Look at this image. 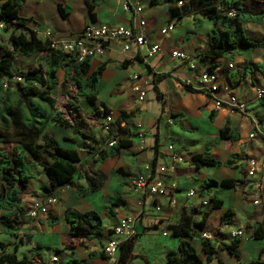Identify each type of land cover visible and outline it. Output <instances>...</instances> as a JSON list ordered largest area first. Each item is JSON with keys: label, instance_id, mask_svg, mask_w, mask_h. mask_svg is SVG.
Listing matches in <instances>:
<instances>
[{"label": "crops", "instance_id": "0c3cea01", "mask_svg": "<svg viewBox=\"0 0 264 264\" xmlns=\"http://www.w3.org/2000/svg\"><path fill=\"white\" fill-rule=\"evenodd\" d=\"M6 1L13 0H0V13ZM57 1L63 7L69 8L70 12L65 19H61L57 12V17L52 19L49 26H43V30H51L58 38H73L69 37L72 33L71 25L77 26V34L89 22L109 26H132L131 15L121 11V0H98L92 11L94 21L86 8L87 0ZM133 1L139 5V17L145 22L142 33L148 44L159 46L161 54L146 58L140 55L134 46H131L128 52H122L118 43H111L103 56L90 59L89 74L99 67L103 68L94 104L90 105L84 97L76 96L78 111L70 120L72 127L64 128L48 122L40 136L52 139L59 148L78 153L80 162L73 183L56 192L57 203L50 208L46 216L31 219L27 216L28 207L34 199L45 195L41 189L48 185V181L42 173L43 165L51 161L45 159L44 163L38 160L27 164L31 178L22 196L21 208L25 213L17 218L21 223L12 230L13 236L5 234L0 225V243L6 245L4 250H0V255L14 254L18 259L26 257L32 264H51L50 259L57 257L58 253L56 255L48 247L52 246L56 252L60 251L55 245L42 244L34 238L39 234L42 236L47 233H61L63 238L59 245L65 240L70 241L71 224L66 222L65 215L67 210H72L79 214L95 212L101 218L102 231L98 238L88 240V248L79 250V247L71 246L68 251L59 253L58 264H68L70 260L82 261L83 264H113L104 255H90L98 254L97 247L100 244L106 245L112 239L111 229L120 218L135 219L133 228L137 240L144 231L154 232L177 225L182 216L190 217L193 228V223H199L203 215L194 214L193 209L203 210L201 202L211 201L212 197H216L221 203L219 208L210 210L206 207L210 212L205 220L204 230L195 232H207L212 236L209 243L214 247L215 254L208 264H218V261L223 264H245L249 261L264 263V240L238 239V247L234 250L238 258L218 249L233 241V231L242 230L245 235H251L252 227L263 222L262 209L251 203V197L254 196L251 184L260 183L264 197V104L255 94L257 87H264V46L239 49L238 52L229 51L224 57L203 60L201 55L209 50L211 44H219V36L226 31L225 28L219 24L214 25L200 13H182L179 9L181 7L177 5L179 0ZM27 2L28 0L18 8V17L25 24V27H19V30L21 29L24 35L27 29L32 30L37 38L43 41L37 32L42 29L36 27L34 22L27 20L20 12ZM217 2L218 11L224 15L230 11L236 12L237 9L252 15L264 12V1L237 0L231 9L226 6L227 0ZM160 7L162 11H159ZM42 10V6L38 4L35 14L38 15L39 22L45 21ZM173 10L179 19L172 18ZM77 11L85 14V22L82 24H78ZM171 22L175 23L173 30L162 36L161 30ZM242 30L248 40L264 44V17L258 24L242 23ZM212 31L214 35L210 38ZM173 50L190 56L195 70H190L185 63L171 59L169 53ZM202 68H211L217 74L220 84L230 86L232 93L246 104L247 111L244 115L227 109L213 110L206 94L198 89L197 72ZM13 69L12 64V71ZM134 73L151 84V87L146 88V98L143 102H138L130 89L129 78ZM63 83L64 72L60 69L57 71L56 87L58 84L62 86ZM103 111L113 118L109 133H105L101 126ZM167 119L171 120V124H167ZM73 127L87 135L90 140L75 135ZM223 128L235 133L237 138L234 141L226 139L216 143L215 140ZM141 131L143 136L140 138L138 133ZM252 133L256 134L255 138L249 137ZM64 138L72 142H64ZM111 138L129 141L130 145L120 149L117 155L98 161L97 151L105 150ZM38 142L42 143L40 139ZM81 143H85L88 148H79ZM169 144L173 145V150L183 158V162L175 165L174 174L169 181L175 185L172 194L177 203L174 207L169 206L166 199L150 197L135 191L132 186V181L138 175L159 177V167L168 164L166 147ZM194 155H202L222 164L230 157L234 158L228 167H196L191 162ZM250 158L257 159L262 164L260 171L253 178L246 177L247 160ZM207 179L218 182L234 180L238 184L235 188L217 187L209 195H202V186ZM90 184L95 187L93 192L90 190ZM188 191H193L194 196L186 198ZM114 197L123 200L124 204L111 205L110 199ZM153 204H159L161 212L155 213L152 210ZM165 232V237L171 236L169 229ZM177 239L172 249L164 250L165 261L168 252L178 250L181 239ZM186 241L191 242L190 238ZM67 244L68 242L63 246ZM191 246L201 260L200 264H207L201 257L200 240L191 242ZM132 255L127 264H151L145 257L136 254L134 248Z\"/></svg>", "mask_w": 264, "mask_h": 264}, {"label": "trees", "instance_id": "16d2710c", "mask_svg": "<svg viewBox=\"0 0 264 264\" xmlns=\"http://www.w3.org/2000/svg\"><path fill=\"white\" fill-rule=\"evenodd\" d=\"M25 1L26 0H13L4 3L2 12L0 13V20H3L7 24L6 27L12 25L25 27L23 21L18 17V8L21 7ZM217 1L218 0H198L201 6L199 13L214 25L219 24L226 29V31L219 36V44H211L209 50L201 55L203 60H214L224 57L229 51L238 52L239 49H255L264 46L263 43H256L248 40L244 36L242 30V23H260L264 17L263 11L252 15L237 9L236 12L232 11L234 13L233 17H228L218 11ZM97 2L98 0L86 2V8L92 21H94L92 11ZM236 2L237 0H227V8L231 9L232 5ZM56 8L61 19H65L70 12L69 8L63 7V5L59 3ZM176 15L177 13L174 10L171 11L172 18L176 17L179 19L180 17ZM27 34L28 36L24 34L18 36L11 34L8 38V42L12 45L13 50H17L21 56L31 57L35 54L44 53V71L40 72L37 68L27 70L22 76L24 84L15 85V90L10 94H2L0 88V94H2L3 97L1 99L2 106L0 107V122L2 123V129L4 131V133H0V145L6 144L11 140L15 143L14 152L10 157L4 152H0V174L3 182V185L0 186V210L4 211V214L0 217V225L4 228L5 234L10 236L14 235L11 223L14 219H17L19 215L25 213L21 208L22 196L31 178L29 166L24 161L25 156H28L32 162H37L43 154L45 159L51 161L49 164L43 165L42 171L47 178L48 185L41 190L48 196H55L59 189L71 185L74 176L78 172L77 165L80 162V158L76 151L59 148L52 139L40 137L48 122H53L64 128L72 127L71 122L61 117L57 112L55 108L56 101L51 97L54 95L57 85V71L61 69L64 72V83L62 87H65L68 82H72L76 96L84 97L88 104L93 105L97 95L98 80L103 70L102 67H99L96 71L89 74V58L85 59L82 63H74L67 55L52 51L46 41H41L37 38L34 31L27 29ZM213 35L214 32L212 31L210 33V38H212ZM11 56L12 53L10 51L0 46V80L13 77ZM14 97L17 98L15 101H13ZM261 103L264 104V99L261 100ZM10 128L13 129L15 133L14 139L9 136ZM73 132L84 140H90L87 135H84L75 127H73ZM236 138L237 135L235 133L229 132L227 128H223L215 141L216 143L226 139L234 141ZM39 139L43 145L37 143ZM63 140L67 143L72 142V140L67 138ZM93 144L96 145V143ZM129 145V141L117 139L113 147H107L105 150L97 151V160L103 161L105 158L113 157L119 153L120 149L128 148ZM37 146H39L40 150L36 149ZM79 148L87 149L88 146L85 143H81ZM233 158V156L230 157L222 164L214 159L205 158L202 155H194L191 158V162L196 167L202 165L220 168L222 166H230L231 159ZM237 184L238 183L234 180H221L218 182L213 179H207L203 183L201 194L209 195L212 190L217 187L235 188ZM90 190L92 192L95 190L92 184H90ZM79 191L80 190H78V192ZM211 202L212 205L209 207L210 210L218 209L221 204L216 197H212ZM110 204L119 206L123 205L124 201L114 197L110 199ZM209 212L210 211L204 212L201 221L199 223H193V228L191 227V219L187 216H182L179 224L168 227L171 231V236L179 238L181 241L177 253L171 252L168 254L166 259L167 264H183L177 256H180L181 259L184 258L186 260L185 262H187L186 264L201 263L195 250L186 239L190 238L192 231L197 232L204 230L205 220ZM107 214H110V210L107 211ZM10 218L12 220H10ZM65 220L68 224H71L70 237L83 235L87 240H92L98 238L101 234V218L95 212L79 214L75 211L67 210ZM252 236L253 240H264V221L252 227ZM199 239L202 251L206 256V261L211 262L215 254L214 247L209 241L201 237ZM135 240L136 238L133 236L121 244L119 264H127L133 257L132 251ZM238 244L239 240L234 239L229 245L221 247L220 249L231 257L238 258L237 254L234 253ZM5 248L6 245L0 243V250H4ZM64 248L69 249L70 246L67 244ZM103 255L102 253L96 255L91 254L90 257H103ZM144 261L146 262V260ZM0 264H32V262L26 257L18 259L14 254L3 253L0 255ZM68 264H83V262L70 260ZM218 264L223 263L218 261ZM252 264L264 263L256 261Z\"/></svg>", "mask_w": 264, "mask_h": 264}, {"label": "built area", "instance_id": "2783aa9c", "mask_svg": "<svg viewBox=\"0 0 264 264\" xmlns=\"http://www.w3.org/2000/svg\"><path fill=\"white\" fill-rule=\"evenodd\" d=\"M178 7L182 6V2L177 3ZM121 11L125 14L131 15L132 26L124 27L122 25L109 26L107 24H97L89 22L84 25L81 30L71 39L58 38L55 34L45 29L38 36L49 44L52 51L60 52L70 57L74 63H82L85 59L103 56L107 47L111 43H118L122 52H128L131 46H134L138 53L146 58H152L161 54L160 48L156 44H148L142 30L145 27V22L139 17L141 9L137 2L133 0H121ZM228 17H233V12L227 13ZM177 19V18H176ZM6 23L0 20V30H4ZM175 23L171 22L161 30V35L165 36L173 30ZM144 51V52H143ZM169 57L181 63L188 65L190 70H195V65L190 56H187L179 50H173L169 53ZM199 81V90L202 91L213 105L214 111L227 109L231 112L244 115L247 111L246 104L241 101L235 94L232 93L229 85L218 82L217 74L211 68H202L197 72ZM130 89L136 95L138 102H143L146 98V88L151 84L142 79L137 73H134L129 78ZM8 82L14 85L24 84V79L21 75H14L8 78ZM8 83H4L3 87H7ZM151 87V86H150ZM257 99H264V87H257L255 89ZM101 126L105 133L110 132V126L113 123V118L110 114L101 113ZM167 124H171V120L167 119ZM143 132L138 133V137H142ZM250 138H255L256 134L252 133ZM117 139L111 138L107 147H113ZM166 159L168 164L160 166L157 170L159 177L148 175H138L132 181V186L135 191L146 194L150 197H157L166 199L168 205L174 207L177 203L172 191L175 189L173 182L169 183L174 174L175 165L183 162L181 155L173 150V145L169 144L166 147ZM262 164L259 160L250 158L247 160L246 177L253 178L260 171ZM254 196L251 197V203L255 207H260L261 219L264 221V197L261 194L260 183L254 182L251 184ZM175 191V190H174ZM193 191L186 193V198L194 196ZM57 203L55 196L44 195L43 197L34 199L27 210V216L31 219L40 216H46L51 207ZM212 202L210 200H203L201 206L203 208L210 207ZM152 210L155 213L161 212L159 204H153ZM134 218L122 217L117 224L111 229L112 239L102 248V253L106 259L113 264H119L120 246L122 243L134 236ZM162 236H167L166 232H162ZM199 236L205 240H211L212 236L207 232H200ZM231 238L253 240V236L245 235L242 230H236L231 233ZM51 264H58V258L53 256L50 259Z\"/></svg>", "mask_w": 264, "mask_h": 264}, {"label": "rangeland", "instance_id": "374dc122", "mask_svg": "<svg viewBox=\"0 0 264 264\" xmlns=\"http://www.w3.org/2000/svg\"><path fill=\"white\" fill-rule=\"evenodd\" d=\"M76 1V0H75ZM79 1V0H77ZM88 2L91 0H87ZM176 1V0H175ZM180 2H182V6L181 8V12L182 13H187V12H192L194 11L195 13H199L201 10V6L198 3V0H179ZM57 0H28L27 5L20 11L23 16L27 17V20H30V22H34L36 24V27H38L39 29L43 30V26H46L50 23H52V19L57 17ZM38 4H40L42 6V12H43V18L45 21L43 22H39L38 21V15L35 14V9L36 7H38ZM163 9L160 7L159 11H162ZM85 14H83L82 11H77V21L78 24H82L85 22ZM76 29L77 26L75 25H71V36L69 37H74L76 35ZM42 30H38L37 32H39V34H41L43 31ZM20 31V32H19ZM13 34L15 36H18L20 34H23L21 29L19 30V26H8L5 27L4 30H0V46L7 50L10 51L12 53L11 56V60H12V64H13V76L14 75H21L23 76L27 70L29 69H33V68H37L39 69L40 72L44 71V67H45V54L44 53H40V54H35L31 57H27V56H21L19 54V52L17 50H13V47L11 44H9L8 42V38L9 36ZM25 35L28 36L27 32H25ZM40 37V36H39ZM71 39V38H70ZM4 83H8L7 87H3ZM15 85L12 84L11 82H8V78H3L0 80V88L2 90V94L6 93V94H10L15 90ZM2 94H0V107L2 106V101L1 99ZM52 98L55 99L56 101V109L57 112L61 115V117L67 119V120H71L73 119V117H75L74 115L76 114V112L78 111L77 108V100H76V93L74 90V87L72 86V82H68L66 84L65 87H62L60 84H58V86L56 87L55 93L53 96H51ZM17 98L14 97L13 101H15ZM63 132L65 131L63 128L61 129ZM0 133H4L3 129H2V123L0 122ZM14 132L13 129H9V136L14 139ZM37 143H39L37 141ZM41 145H43V143H40ZM15 149V143H13V140H11L10 142L0 145V152H4L7 154L8 157H10L12 155V153L14 152ZM37 150H40L39 146H37L36 148ZM39 160H41L43 163L46 162L45 160V156L42 154L41 157L39 158ZM24 161L27 164H31L32 160L28 157L25 156ZM3 185L2 182V178H1V174H0V186ZM209 209V207H208ZM205 211H207V208L203 210H199V208H195L193 209V213L194 214H198V213H204ZM3 215V211L0 210V217ZM155 216V215H154ZM10 220H12L10 218ZM9 220V221H10ZM181 222V221H180ZM179 222V223H180ZM21 221L14 219L13 222L11 223L12 225V229H16L18 227V224H20ZM178 223V224H179ZM169 227V226H168ZM168 227H164L162 230L158 229L157 231L154 232H148V231H144L143 234H141V236L138 238V240H135V247H134V252L136 254H140L143 257H145L147 260H149V262L151 264H167V262L164 260V250L166 248L172 249L176 243H177V238L175 237H163L162 236V232H165ZM153 228V227H152ZM161 228V227H159ZM140 235V234H139ZM3 237V236H1ZM62 234L61 233H47L45 235H40L39 236H35L34 240L37 242H40L42 244H53L58 248V251L60 252H56L54 247L50 246L48 247L49 250H52L55 252V254L59 255V253L61 252H65L68 251L67 249L64 248V243L68 242V245L75 248V247H79L80 249H86L88 248L87 245L88 240L85 236L83 235H75L73 237H70V241L69 240H65L61 245L60 241L62 240ZM199 234L195 233V232H191L190 235V240L191 242H195L199 239ZM4 239H8V238H4ZM2 240V239H1ZM209 241V240H208ZM190 242V244H191ZM103 248V245L100 244V246L97 247V253L101 252ZM221 247H219L218 249H220ZM171 252H168L165 256V259H167L168 254ZM174 253H177V251H175ZM57 255V258L59 260V256ZM201 257L202 260H206V256L204 255L202 249H201ZM178 259H180L182 261L183 264H186L187 262H185L186 260L184 258L181 259L180 256H177ZM216 259V258H215ZM214 259V260H215ZM136 261H140V260H136ZM255 262V261H254ZM254 262H245V264H252ZM67 264V263H65ZM141 264V263H140ZM208 264V262H207ZM215 264V263H214Z\"/></svg>", "mask_w": 264, "mask_h": 264}]
</instances>
